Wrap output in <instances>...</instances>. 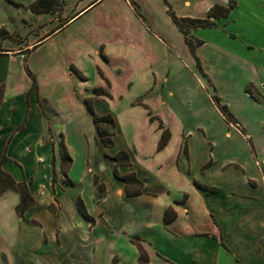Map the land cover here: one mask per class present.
Here are the masks:
<instances>
[{
    "label": "crops",
    "instance_id": "obj_1",
    "mask_svg": "<svg viewBox=\"0 0 264 264\" xmlns=\"http://www.w3.org/2000/svg\"><path fill=\"white\" fill-rule=\"evenodd\" d=\"M36 1L0 0V33L3 34L0 38V168L16 182L24 181L30 195L31 187L25 177L34 174H37L38 182L44 177L45 187L52 192L57 189L58 195L59 187L56 183L52 185L51 181L54 174L49 180L47 178L48 159L53 160L59 155L62 141L70 157L71 150L63 125L56 127L55 124L63 123L64 115L75 113L77 106L82 115H88L85 100L90 97L86 94L77 100L76 86L72 84L74 81H87L88 75L74 63L73 54L65 59L63 68L52 56H43L46 68L41 79L30 60L47 46L48 50L62 47L57 40L68 37L69 31L74 29L76 35L70 43L65 42V48L71 51V47L70 53L77 50L80 58H91L97 77L92 88H100V49H107L105 44L100 45V28L103 32L118 34L124 30V19L113 8L118 6L116 0H55L33 12L30 6ZM233 1V9L227 17L215 21L216 27L190 32L193 38L202 42L196 47L195 54L206 78L197 70L183 35L171 20L177 33L175 40L179 44L157 28L150 26L148 29L141 24L156 44L179 57L183 69L187 66L189 75L197 79L215 112L228 126L224 134L231 141L225 146V154L217 153L216 141L203 123H196L194 131L176 134L157 112L150 110V116L155 119L150 122L148 117L147 122L155 139L147 153L141 144H118L116 120L114 146L105 148L102 145L109 153L105 156L116 184L110 190L97 169L102 177L98 184L100 200L94 204V214L86 211L93 221L79 215L87 222L89 233L100 229V259L98 250L91 247L80 253L79 264H142L141 252L145 255L143 264H264V0ZM228 2L211 0L203 6L201 15L184 12L176 16L202 18L214 4L225 6ZM183 6L190 9L192 3L184 0ZM21 11L34 18L29 28L37 32L32 37H39V40L30 39L24 48H15L11 35L25 31L17 23ZM69 14L71 17L62 24L59 20ZM9 20H16V26ZM92 39L95 41L94 49L90 50L88 43ZM152 55L151 51L144 57L148 59ZM73 70L82 76L84 73L87 79L80 78ZM27 71L35 78V90ZM168 76L169 72H166L158 84L168 83ZM153 81L156 83V78ZM206 83L210 84L220 104L226 106L235 122H228L220 113L206 89ZM57 84L64 91L54 107L45 98L44 90H50ZM248 85L252 96L245 91ZM186 94L188 98L193 96L190 89ZM168 95L173 94L168 92ZM166 102L162 101L163 104ZM73 119H77L76 116ZM164 129L170 137L164 148L158 151L157 145ZM189 132L192 134L187 135ZM121 151L128 154L129 165H119L117 171L120 176L129 177L128 184L113 174L116 161L112 158L118 157ZM71 160L73 162L72 157ZM110 192L115 199H109ZM77 199L80 198L75 199L76 211ZM19 200L18 193L7 191L0 197V207L9 202L18 223L26 222L23 220L25 214L29 222H34L26 223L43 231V244L53 240L59 249L63 241L60 226H54V237L49 240L41 220L30 215L38 200L26 209L23 217L17 212ZM39 244L40 237L35 244V239L16 236V243L6 244L3 251L7 253L15 247L34 252ZM39 261L40 264H64L44 257Z\"/></svg>",
    "mask_w": 264,
    "mask_h": 264
},
{
    "label": "rangeland",
    "instance_id": "obj_2",
    "mask_svg": "<svg viewBox=\"0 0 264 264\" xmlns=\"http://www.w3.org/2000/svg\"><path fill=\"white\" fill-rule=\"evenodd\" d=\"M183 1L167 0L171 9L178 16L184 12L196 16L201 15L203 6L211 0H189L192 3L190 9L183 6ZM116 3H118V6H113V8L118 11V16L124 19L122 22L124 30L119 31L120 33L117 34L103 32V29L100 28V45L104 46L105 44L107 47V49L105 47L100 49V71L102 73V77L100 76V89L102 92L110 94L109 97L103 93L98 97L93 95L92 87L97 83V77L91 58H80L75 49L73 53H70L72 51L71 47V51L66 50L65 42L69 41L70 43L76 35L74 29L69 31L68 37H59L57 44L62 47L48 50L47 44L45 49H41L31 58L30 64L41 75L40 79L46 68L42 60L43 56H52L51 58L57 61L58 66L63 68L65 59L73 54L74 63L79 65L83 72L88 75V80L85 82H72L76 86L77 100L88 94V97L93 98L92 104L96 112L108 111V114L114 117L115 122L117 120L118 144H141L145 152L148 153L152 141L155 139V134L148 126L147 120L150 117L148 113L152 115V112H157V115L162 117L168 123L172 132L176 134L182 133V131L185 133L194 131L196 123H203L216 141L217 153L225 154V146H227V142L231 141L224 134L228 126L215 112L203 91L204 89L199 87L196 78L189 75L191 73L186 70L187 66L186 69H183V66L179 63V57L156 44L142 27L143 25L148 29H150V26L152 29L157 28L163 35L168 36L172 42L178 43L175 40L177 33L167 16V9L163 1L116 0ZM71 15L69 14L65 19L59 21L63 24ZM135 15L141 23L137 21ZM34 21V18L27 16L23 11L19 13L17 23H20L25 31L11 35L10 40L15 48L17 46L24 48L30 39L35 42L39 40V37H32L37 33L30 29ZM9 22L16 26V20H9ZM0 34V38H2L3 34ZM94 42V39H92L88 43L90 50L94 49ZM176 49L179 50L178 45ZM151 51L153 54L152 59L151 57L145 59L144 56L151 54ZM166 72H169V81L162 86L158 84V81ZM82 74L87 79V76L84 73ZM154 78H156V83L153 81ZM187 89L192 92L193 96L191 98L187 97ZM206 89L209 91L211 98L216 96L210 84L206 83ZM63 91L64 88L57 84V86L51 87L50 90H44V95L48 103L55 107ZM168 92H172L173 95H168ZM163 100L167 101L166 104L162 103ZM134 106L139 107L133 108ZM145 107L147 109L144 110ZM75 113L64 115L63 123L56 122L55 124L56 127L63 125L73 159L71 166L66 164L65 160L63 161V168L67 170V178H64L60 172V155H56L53 160L50 157L48 159L50 166H47L49 168L47 178L49 180L50 176L54 174L55 183L59 187L58 195L56 194L57 189H53L52 192L49 187H45L47 183L44 184V177H41L42 180L39 182L37 174L32 176L26 174L25 177L26 182H29L31 187V195L35 203L38 200L30 215H35L41 220L49 240L54 237V226H60L63 234L62 246L56 249L53 240L49 241L48 244H43L41 240L43 231L31 226L34 222H29L25 214L23 220L31 224L18 223L13 207L10 206L9 202H6L4 207H0V264H40L39 260L42 257L61 261L64 264H79L80 253L91 247L98 250L100 259V229L97 230L96 228V233L88 232L87 222L79 216L75 209V199L79 197L86 206V211L94 214V204L97 205L100 200V190L98 189V184L102 182L100 172L110 190L115 186L116 180L106 160L105 155L109 156V153L99 141L95 125L92 122V116L89 113L88 115L85 113L82 115L78 106ZM75 116L79 120L78 122H76L77 119L72 120ZM114 134H116V128ZM191 134L192 132H189L187 135ZM97 169L100 170L99 173L96 172ZM30 178L31 181H29ZM110 196L109 199H115L112 192H110ZM48 203L50 207L47 206ZM61 204L62 209L60 211ZM46 209L53 216L47 213ZM59 211L60 218L57 219ZM113 211L116 214L114 208ZM108 213L111 215L110 212ZM58 233L56 229V236H58ZM12 234L13 236H10ZM16 236L17 238L24 236V238L35 239V244L37 238L40 237L38 249L30 252L27 249L21 250V248H18V250L11 247L7 252L8 255H6L7 253L3 251V248L6 244H15ZM13 237L14 240H12Z\"/></svg>",
    "mask_w": 264,
    "mask_h": 264
},
{
    "label": "trees",
    "instance_id": "obj_3",
    "mask_svg": "<svg viewBox=\"0 0 264 264\" xmlns=\"http://www.w3.org/2000/svg\"><path fill=\"white\" fill-rule=\"evenodd\" d=\"M164 5L166 6L167 10L166 13L174 26L179 30V32L183 35L184 37V42L192 55V57L195 60L196 63V68L197 70L201 73L203 77L206 78L205 74L202 71L200 61L197 58L195 54V49L197 46L201 45L202 42L200 40H197L193 38L190 35V32L192 30L198 29V28H213L216 27V20L225 18L229 15L230 11L234 7V1L229 0L227 5H219V4H214L211 6L207 13L206 17L204 18H188V17H178L174 13V11L171 9L170 5L168 4L167 0H162ZM55 0H37L34 2L30 8L33 12H38L39 10L37 9L40 6H44L45 4H52L54 3ZM44 4V5H43ZM46 10V9H45ZM80 78L84 79V77L77 72L76 70H73ZM28 75L30 76L32 80V89H36V81L33 75L27 71ZM100 76L102 77V73L100 72ZM107 82V81H106ZM250 85L245 87V91L252 96ZM104 94L109 97V94L106 92H102L100 88H94L93 89V95L94 97H98L101 94ZM213 101L220 113L224 116V118L230 122L233 123L235 122L234 119L232 118V115L228 111L225 105L220 104V100L217 96H213ZM93 98H89L85 100V104L88 110V113L92 116V122L95 125L97 135L99 137V140L101 141V144L105 148H111L114 146V130L116 128V122L114 117L111 114H97L96 111L94 110L93 104H92ZM147 109V107H145ZM150 116V114L148 113ZM155 118L150 116L149 121H153ZM160 127L162 126L161 121L159 122ZM170 137V134L166 129H164L161 133L158 145H157V150L160 151L161 149L164 148V146L167 144L168 139ZM59 155H60V172L61 175L64 178H67V170L63 168L64 166V160L66 164L70 165L72 160L71 157L69 156L67 149L63 143V141L60 143V150H59ZM122 158V160H121ZM116 161L113 174L116 178L121 179L124 181L126 184L129 183V177L126 176H120L117 171V167L119 165H129V157L128 154L124 151L119 152V156L113 157ZM133 181H136L134 177L131 178ZM52 185L55 183V176H52ZM68 182V181H67ZM140 185V182L136 181ZM200 189L204 190H209L213 191V189H208L204 186L196 185ZM7 191H14L19 194L20 200L17 206V212L20 217H23L24 212L26 211L27 208L31 207L34 204V198L30 195L27 185L24 181L22 182H16L8 173L4 172L0 168V197L2 196L3 193ZM101 191H103L101 189ZM138 193V191H137ZM129 194V192H128ZM76 208L79 213V215L84 218L85 220H88L90 222L93 221V219L88 215L86 212V209L80 199L76 200ZM140 262L143 264L145 262V255L143 252L140 254Z\"/></svg>",
    "mask_w": 264,
    "mask_h": 264
}]
</instances>
